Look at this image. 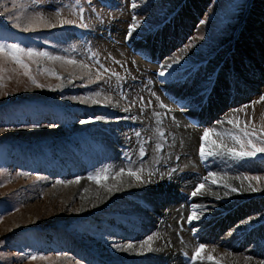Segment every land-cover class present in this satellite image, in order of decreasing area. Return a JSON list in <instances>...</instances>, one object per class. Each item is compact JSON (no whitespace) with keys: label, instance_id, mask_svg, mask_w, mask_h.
Wrapping results in <instances>:
<instances>
[{"label":"rangeland","instance_id":"1","mask_svg":"<svg viewBox=\"0 0 264 264\" xmlns=\"http://www.w3.org/2000/svg\"><path fill=\"white\" fill-rule=\"evenodd\" d=\"M179 1L153 0L151 7L145 11L142 7V14L138 13L135 16L139 21L146 22L152 30L159 29L158 42L167 44L160 45V49H165V60L167 64L174 65L173 71L182 67L180 70L187 69L196 74L197 64L206 60L209 62V58H206L208 55L217 56V66L222 62L221 67H227L229 71L234 69L239 72V67L245 66L246 62L250 63V71L254 74L257 73L254 71V65L264 68V22L251 23L250 20L247 24H243L246 16L244 10L246 0L244 2L190 0L173 19L171 25L161 27L164 18L172 17L168 16L170 9L175 8ZM133 2L135 0H80V4L85 7V22L90 25L89 28L76 25L61 27L57 23L54 28L37 27L35 30L23 32L11 26L12 22L7 19L8 13L4 11L5 7L13 14L14 19L19 16L22 22H26L24 18L32 16L34 11L49 16L57 7L63 8L66 4L75 5L76 0H39L36 8L33 7V0H0V36H5L8 43H21L23 46L47 50L55 55L74 56L78 61L83 60L91 66V82H89V70L63 64L60 61L43 59L32 62L26 59L31 74L38 82L53 86L51 89L47 87L41 89L31 84L18 65L10 61L4 65L3 86L0 87V253L4 254V258H0V264H76L77 261H80V264H123L120 261L125 264H138L140 255L142 258H148L143 264H169L168 260L174 258L175 255L170 248L171 246L173 249L177 248L175 235L168 232L163 223L166 215L169 218L177 216V206L181 197L179 191L175 190L178 186L171 188V191H175L168 194L166 199L163 197L166 194L165 189L159 187L164 184L167 189L166 172L170 169L182 167L192 171L196 169L203 171L196 153L200 132L188 125L184 118L180 119L176 115L179 113L177 109H175L176 114L173 109H168V104L163 100V94L170 95L172 91L173 97L184 95L183 97L186 98L183 89L186 91L192 89L188 81L187 85L183 82L180 85L179 82L177 83L180 78L176 81L170 78L164 83L167 87L159 91L157 80L152 74L153 67L140 62L126 47L124 36L127 25L132 21ZM13 4L16 7H13ZM258 4L264 9V0H258ZM134 12L135 10L132 11ZM62 16L67 19L77 18L70 14L68 8H63ZM226 17L231 19L232 25H226ZM50 18L56 22L54 15ZM240 29L247 38L246 45L243 46V38L237 52L226 60L225 44L233 40L234 31L237 34ZM230 34L233 35L232 38H229ZM227 38L229 39L226 40ZM172 39L177 44L173 43ZM73 48L75 53L72 51ZM93 52L97 54L100 63L109 69L107 73L101 69V80L95 79L99 64L90 59ZM144 54L159 57L155 49L145 51ZM177 57L180 58L179 63H173ZM45 68L54 71L61 79L57 80L55 76L45 73L43 71ZM201 68L199 73L205 72L206 77L216 72L215 66L203 68L201 64ZM112 72L118 73L119 79L112 76ZM243 73L249 72L243 69ZM241 76L243 80L249 82L246 77ZM172 80L170 86L177 84L171 87L173 90L168 87V83ZM207 80L209 81V78L206 79L205 84H208ZM250 81L252 86L256 85L257 80L250 79ZM236 82L237 80L233 78L228 84H236ZM58 84L61 87H55ZM205 84L202 86L204 89L201 90H207ZM199 86L200 83L197 84V87ZM260 87L264 88V85ZM195 89L191 98L197 94ZM96 91L101 93L100 96L95 97L100 103L93 104L90 100L85 102L84 98L87 94ZM217 93L219 95L220 92L213 93V96L216 97ZM247 93L246 88L243 95L247 96ZM202 94L207 102H214L216 99L212 96L211 100L208 94ZM263 94L264 90L260 92L259 89L258 93L252 96H256L257 99L252 104L253 115L259 113L263 115L260 118H251L248 114L246 121L250 125L255 124L259 127L264 121V101L260 100ZM106 96H111L110 103H105ZM140 97H143V101ZM189 101L194 100L189 99ZM161 103L167 105V108L162 107ZM125 108L128 111H125ZM240 108L244 109L240 111L244 113L246 107H236V109ZM227 109L225 106L221 110L218 109L219 114L227 117ZM157 113L159 115H156ZM98 115L107 116L108 119L97 121L94 117ZM81 119H87L89 122L80 124ZM33 123L42 126L30 127ZM49 124L55 126L47 127ZM218 126L219 124L214 125L215 129H218ZM157 128L164 133L163 138L159 137ZM137 132L141 134L140 137H137ZM257 134L259 135V132ZM210 140L211 138L209 142ZM158 142L163 145L162 149H156L155 145ZM141 144L146 151L142 162L139 157ZM176 157H179V160ZM221 160L224 162V159ZM209 162L210 165L213 164L211 159ZM106 165L112 166L111 174L99 178L100 183L88 179L90 172H95ZM128 166L134 169L142 168L141 175L146 182L119 184L115 173L122 167L127 169ZM234 166L236 171H220L216 167L210 171L217 172L220 179L222 178L224 182L228 179L229 184L236 187L230 176L221 177L220 174L229 172L237 176L240 169L236 164ZM149 172L153 173L151 177L148 175ZM247 174L264 177V170L256 163L249 172L245 173ZM77 176L81 177L79 183L74 182ZM197 178L200 180V176ZM122 179L128 178L122 177ZM234 179L241 180L238 185L247 191H249V183L257 188V191H249L250 193L264 195V179L259 182L244 179L242 181L241 177ZM57 180L73 181V183L57 184ZM149 180L150 182H147ZM105 184H116L119 191H113L109 198L105 195L106 190L102 186ZM125 185L132 189L127 191L125 198L129 203L134 204L133 206L127 207L122 204V200L119 203L116 200L115 194L119 195ZM206 188L210 187L206 185ZM215 189L220 187L216 186ZM93 190L98 194L101 191V198L94 199L95 201L88 199L86 194ZM211 191L216 194L214 189ZM259 197L264 199V196ZM131 199L135 201L131 202ZM103 200H105L104 204ZM142 201L147 207L136 204H141ZM257 211L256 206L253 211H243L241 216L246 217L244 220L246 221ZM128 214H130L129 218L124 216ZM149 217L156 218L165 232L163 238L153 237V247L161 249L160 251L139 254L135 250L123 251L112 246L117 244L126 247L131 242L136 244L133 249H139V242L146 240L148 236H160V231L154 233L142 231L128 236L136 232L131 227L137 230L136 224L144 226L150 222ZM251 220L257 223L263 221L264 212L253 216ZM241 222L242 220L236 224L239 226ZM142 228L148 226L139 227ZM232 228L233 226L225 229V234L230 233ZM17 231H26V234L20 236L15 234ZM131 231L133 232L130 233ZM263 234L264 227L252 239L247 240L244 237L241 239L245 242L258 240V244L262 241L258 236ZM208 235H211V232ZM230 246L231 252L234 253L232 255L264 256V248L261 252L254 249L236 254L234 244L230 242ZM33 252L40 253L43 258L29 260L27 257ZM204 254L207 252L204 251ZM242 262L261 264L258 259L250 261L244 259ZM173 264L181 263L175 258Z\"/></svg>","mask_w":264,"mask_h":264},{"label":"snow or ice","instance_id":"2","mask_svg":"<svg viewBox=\"0 0 264 264\" xmlns=\"http://www.w3.org/2000/svg\"><path fill=\"white\" fill-rule=\"evenodd\" d=\"M39 5V0H33V7L36 8ZM13 7H16L15 4H13ZM132 7L136 8V3H132ZM63 8H68L70 11V14L77 17L76 19H67L62 16V10ZM63 8L57 7L55 12L50 14L49 16H45L43 12L40 11H34L33 15L30 17H25L24 20L26 22H22L21 17L17 16L15 19L13 17V14H11L8 10V8H4L5 13H8L7 19L12 22V27L19 29L23 32H29L30 30H35L37 27H45V28H54L56 27L57 23L63 27L64 25H76L81 28H89L90 25L85 22V7L80 4V0H76L75 5H63ZM51 15H54L56 18V22H53V20L50 18ZM132 20L134 23H131L128 25L127 33H126V39L131 38L134 30L139 27V21L136 19L135 16L132 17ZM103 22V21H101ZM200 39H203V37H200ZM188 47V46H186ZM67 51V49H65ZM73 53H75V48L72 49ZM89 51H91L89 49ZM29 60L32 62H38L43 59H47L49 61H60L63 64L67 65H73L80 69L89 70V76H90V68L91 66L88 63H85V61L74 58V56H61V55H55L47 50L43 49H37L35 47L30 46H23L21 43H8L7 38L5 36H0V87H2V81H3V75L2 73L5 71L4 65L8 63L9 61L14 63L15 65H18L19 68L23 69V75L28 77V80L31 82V84L35 85L37 88H52V85H45L42 83H39L35 76H33L29 69V64L25 61ZM90 59L95 60L96 64H99V67L96 69L95 79L101 80L102 79V73L101 69H103L104 73H107L109 71L108 68H106L103 64L100 63L98 56L96 53H92ZM180 58L177 57L175 60H173V63H179ZM115 63H119V61H114ZM162 69L164 66H161ZM167 68H172V64H167ZM12 71H16V69H12ZM45 73H47L50 76H55L57 80L61 79L60 76H58L54 71L45 68L43 70ZM112 76L117 77L119 79V74L116 72L111 73ZM159 75L163 77L165 75V70H161ZM71 82V80L69 81ZM91 82V76L90 81ZM55 87H61V85H56ZM207 92V90H206ZM101 93L99 91L96 92H89L87 94V97L84 98L85 102L88 100L91 101L93 104L100 103L99 100L95 99V97L100 96ZM121 95L124 96L123 92H121ZM155 95V93H153ZM63 99V97H61ZM127 98L126 96L124 97ZM206 98V97H205ZM72 99H79L78 97H72ZM159 100V97H157ZM140 100L143 101V97H140ZM260 100L264 101V95L260 96ZM111 102V96L105 97V103ZM132 103H135V101H132ZM150 103V102H149ZM162 107L167 108V105H164L161 103ZM246 107V106H245ZM243 108L240 109H234L233 111H243ZM125 111H128L127 108H125ZM156 115H159L158 113ZM97 121H104L107 120L108 117L104 115H98L94 117ZM132 119H135V117H132ZM173 120H175V117H173ZM89 121L87 119H81L79 121L80 124H86ZM217 123H223V121H217ZM227 123L233 125V128L237 129L235 132L231 131H223L218 132L215 128H205L203 135L201 136V145L199 148V155L201 160H206L208 157H228L233 161H244L248 162L257 157V154H264V121L261 122L259 127L255 124H252L249 126L248 124H245L244 127L240 128L238 126V122L234 118H228ZM42 125L39 124H31L30 127L36 128L41 127ZM55 125L49 124L47 127H54ZM157 133L159 134V137L163 138L164 133L160 131L159 128H157ZM259 132V135L257 134ZM213 134L217 137H220V142L217 143L216 141H210L209 142V148H205V144L203 141H206L209 134ZM137 137H140V133H136ZM225 138L230 139L233 144L229 146L225 142ZM238 145V147H237ZM156 149H162L163 145L159 142L155 145ZM146 151L143 144L139 147V157L141 158V162L143 160V157H145ZM177 160H179V157H176ZM111 165H106L102 167L101 169H97L95 172H90L88 175L89 180L96 181L97 183H100L101 177L108 176L111 174L110 169ZM143 171L142 168H133L131 166H128L127 169L124 167L120 168L118 172L115 173V178H117L118 183L123 184H131L132 182H139L144 183L146 182L144 178L141 175V172ZM173 172L175 169L172 170ZM149 177L153 175L152 172L148 173ZM170 175V174H169ZM243 175L244 180H256L259 182L260 180L264 179V177L261 176H248L245 174ZM219 174L217 172L209 171L207 173V176L202 178V182L198 183L195 190L191 193L192 196H196L197 192H200V190L204 187V182L211 179L212 184H216L218 180ZM121 177H127L128 179H120ZM81 177L77 176L75 181L76 183H79ZM147 182H150L147 181ZM57 184H70L73 183V181H63V180H57ZM106 191L113 192V191H119V187H117L116 184L113 185H102ZM225 188H228L231 190V192H237L239 189L232 187L231 185L225 183L223 185ZM249 191H257V188L253 187L251 183H249L248 186ZM228 193H225L227 195ZM219 198V197H217ZM192 207V214L187 217V220L189 223H191L194 219H199V216L197 215V209H202V205H198L193 203L191 205ZM191 231L195 232L196 229L192 228ZM140 247L139 249H133V244L131 242L128 243L126 247H122L117 244H113L112 246L115 248H119L123 251L128 250H135L139 254H143L144 252H154V251H160L159 248L153 247V236H148L146 240H142L139 242ZM208 246L204 243H200L195 249L191 256V261L195 262L198 258L201 252H204ZM215 251V249H213ZM185 256H187V253H185ZM0 258H4V254L0 253ZM29 260H35L37 258H43V256L40 253L33 252L29 254L27 257ZM208 260H214L215 258L209 254L207 256ZM252 259L251 256L245 257L246 261H250ZM76 264H80V261H77ZM215 264H222L220 260H215ZM261 264H264V262H261Z\"/></svg>","mask_w":264,"mask_h":264},{"label":"bare ground","instance_id":"3","mask_svg":"<svg viewBox=\"0 0 264 264\" xmlns=\"http://www.w3.org/2000/svg\"><path fill=\"white\" fill-rule=\"evenodd\" d=\"M147 56H150L152 59L153 55H147ZM161 57H159V60H155L157 62H160ZM170 64V63H169ZM174 65H172L173 67ZM177 67V66H175ZM180 67V66H179ZM182 68V67H180ZM187 69H182L181 72L184 73ZM173 71V70H172ZM191 72V71H190ZM189 71H186L185 74H183L182 78H180V80L177 81V83L179 82L180 85H182V82L183 84L185 83V79H189L188 81H191L193 80V75L190 73ZM167 71L165 72V75L163 77H166L167 76ZM179 73V71H177V74ZM218 75H216L215 77H212L209 78V81L208 83L210 82V84H212L213 82H217L219 78H217ZM177 77V76H175ZM175 81V80H174ZM187 85V83H185ZM177 86V84H175ZM175 85H171V87H175ZM206 85V84H205ZM206 87V86H205ZM209 87V86H208ZM201 89H204L203 87H201L200 89H195L197 91V94L194 98H189V99H192V100H196L198 98H200V100L202 99V102L200 103V105L203 103V102H207L208 100L205 99V96H202L204 94H208L212 100V96L213 94H211L210 92H208L209 89H207V92H205L206 90H201ZM200 92H199V91ZM199 92V93H198ZM217 92V91H216ZM216 92H214L216 94ZM202 95H201V94ZM174 95V94H172ZM217 96H218V93H217ZM214 97V96H213ZM215 98V97H214ZM188 99V100H189ZM184 103V102H182ZM186 104H192L191 101L189 102H186ZM241 105V102H237V98L236 97H233L232 98V102L230 104L231 107H236V106H239ZM218 113L219 115V111L218 109L214 110ZM192 113L195 112L196 113V117H200V115H205L208 117V123H210L211 121L214 122L215 120V117H211L209 115V113L204 110V109H201L200 108H197L195 107L192 111ZM89 113V112H88ZM213 114V113H212ZM217 115V116H218ZM216 116V117H217ZM181 119V118H180ZM217 119V118H216ZM188 124V123H187ZM205 142V141H204ZM208 143H209V140H208ZM210 146V145H209ZM198 155H199V152H198ZM200 157V155H199ZM209 159L212 160V165L208 164V167L209 169H214L215 167L220 170V171H223V170H234L236 171L235 169V164L232 163L230 165H226V161H232L230 158L228 157H224V158H220V157H208L206 159V161H209ZM221 159H224V162H222ZM203 169V167H202ZM209 170V171H210ZM208 173V172H207ZM207 173H203V177L207 176ZM223 177V176H221ZM122 179V177L120 178ZM226 180V179H225ZM227 182H224V180L221 178L220 179V176H218V180H217V183L216 184H212L211 183V179H209L208 181L204 182V187L200 190V192H197V195L196 196H193L192 200L194 203H199L201 202V205L203 206V210L202 212L204 213V215L202 217H200L199 219H202V218H205L207 219V222H204L202 224H200L201 226L205 227L206 226V230L205 232L207 231V238H206V241H208V239H210L212 236L209 235V232H212L213 230V224L214 223H217V227L216 228H220L221 231H224L225 229H227L228 227H232V230L230 233H228L226 236L227 240H225L224 242H216L215 246H213L214 248L213 249H216L217 247H224L229 253L231 254H234L233 252H231L232 248L230 246V242L233 243L234 239L237 238V237H240V238H246L247 240L249 239H252L253 237H255V235L259 234L261 229L264 227V222L261 224V225H252L250 224V219H247L246 221H244L246 219V217L242 218L241 214H243V211H253L255 210V207L257 206L258 202H259V199L260 197L259 196H264L262 195L261 193H250L249 191H247L246 189H243L240 187V185H236L235 188L239 189V191L237 192H231L230 189L228 188H225L223 185L225 183L229 184L228 182V179L226 180ZM206 185L210 188H206ZM231 185V184H229ZM138 186V185H136ZM218 186L220 187V189H215V187ZM232 186V185H231ZM141 187V186H140ZM234 187V186H232ZM132 188H135L134 186H132ZM131 189V187L125 185L124 188H122L119 192V195L116 193V200L117 202L119 203V201L122 200V204L123 205H126L127 207L128 206H133L134 204H131L129 203V201L125 198V196H127V191H129ZM139 189V188H138ZM145 190V188H143ZM215 190L216 194L211 191V190ZM104 190V189H103ZM132 190V189H131ZM151 191V190H150ZM105 192V195L108 196L109 198H111V194L112 192H108V191H104ZM149 192V191H148ZM133 193V192H131ZM130 193V194H131ZM152 193H155V192H152ZM225 193H228L227 195H225ZM264 193V192H263ZM129 194V193H128ZM140 194V193H139ZM135 195V194H134ZM86 197L88 199H91V201H95L96 199L98 198H101V191L100 193L98 194L97 192H95L93 190V192H89L86 194ZM140 197V196H139ZM148 197V196H147ZM153 197V196H152ZM219 197V198H217ZM134 198H136L134 196ZM159 198V197H158ZM170 198V197H169ZM95 199V200H94ZM148 199V198H147ZM87 200V199H86ZM139 200V199H138ZM143 200V199H142ZM135 201V200H134ZM141 201V200H139ZM153 201V200H151ZM88 202V201H87ZM132 202V201H131ZM168 202V201H167ZM166 202V204H167ZM105 203V200H103V204ZM142 203V202H141ZM147 203V202H146ZM145 203V204H146ZM156 203V201L154 202ZM102 204V203H101ZM163 204V203H162ZM161 206V205H160ZM98 208V207H97ZM137 208V207H136ZM155 208V207H154ZM151 209V208H150ZM247 209V210H245ZM133 211V210H132ZM130 214L128 215H124L125 217L129 218ZM157 215V214H156ZM161 215V214H160ZM152 216V215H151ZM156 217V216H155ZM134 218V217H133ZM150 218V217H149ZM133 220V219H132ZM242 222H245L246 224H243L242 222L239 224L238 227L235 226V224L239 221ZM223 222H226V225L225 226H221V223ZM136 223V222H135ZM160 222L157 220L156 221V218H150V222H147L146 224H144V226H148V228H142V229H139V226L140 224H136V228H137V231L134 232L133 234H129L128 236H133L134 234H137L139 232H142V231H146V233L148 232H151V233H154V232H158L160 231L161 232V235L160 236H153V237H160V238H163L165 237V232H163V227L160 226L159 224ZM198 224V223H196ZM250 224V225H248ZM257 224V223H255ZM252 225V226H251ZM142 226V225H141ZM158 228V229H157ZM157 229V230H156ZM200 230H204V229H200ZM156 235V234H155ZM141 237V235H140ZM168 237V236H167ZM142 238V237H141ZM130 239V238H129ZM133 240V239H131ZM140 245V244H139ZM137 245V246H139ZM133 246H136V244H133ZM176 246H178V244H176ZM264 248V241H260L258 244H257V247H256V250L257 252H261L262 249ZM235 249V248H234ZM185 250V249H184ZM186 252V250H185ZM206 252V251H205ZM214 251L212 250L211 254L213 253ZM218 254L222 255L221 252H218ZM237 254V253H236ZM139 256V255H137ZM142 255H140V258L138 261L140 263V261H142L140 264H143L144 262L143 261H147V257H141ZM136 260V256H134ZM229 262L230 264L233 262L234 264H243L242 261H244L245 257L244 256H236V255H233V257H226L224 256ZM130 259V258H127V260ZM119 260V259H118ZM178 260V259H177ZM120 261V260H119ZM130 262V261H129ZM241 262V263H239ZM120 263H123L125 264L123 261H120ZM138 263V262H137ZM138 263V264H139ZM181 263V262H180ZM246 264V263H245Z\"/></svg>","mask_w":264,"mask_h":264},{"label":"trees","instance_id":"4","mask_svg":"<svg viewBox=\"0 0 264 264\" xmlns=\"http://www.w3.org/2000/svg\"><path fill=\"white\" fill-rule=\"evenodd\" d=\"M18 234V233H17Z\"/></svg>","mask_w":264,"mask_h":264}]
</instances>
